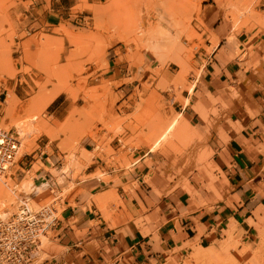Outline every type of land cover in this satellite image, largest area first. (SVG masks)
Segmentation results:
<instances>
[{
  "label": "rangeland",
  "instance_id": "rangeland-1",
  "mask_svg": "<svg viewBox=\"0 0 264 264\" xmlns=\"http://www.w3.org/2000/svg\"><path fill=\"white\" fill-rule=\"evenodd\" d=\"M249 5L253 7L250 9ZM217 27L224 33H218ZM230 36L233 40L235 37L247 40L243 50L236 51L235 55L245 61L252 54V40L264 37V0H67L59 3L56 0H0V130L18 133L20 144L28 137L32 146L30 152L15 160L10 171L8 185L16 188L12 202L15 204L11 209L0 211V220L14 215L22 202L36 209L53 199L56 210L53 217L59 219L66 209L64 203L73 206L81 193L76 183L86 178L82 173L95 156L105 153L107 164L117 163L120 169L130 167L142 155L136 151L149 150L177 116L179 110L176 112L172 104L178 103L183 108L184 94L189 92V86L205 63L203 53L209 55L215 40L219 43ZM111 51L119 56L125 54L121 58L130 69L142 64L144 55H149L156 69L146 71H150L151 81L158 78L156 84L144 83L141 90L135 88L129 98L131 104L119 108L116 103L122 96L116 94V89L131 80L111 83L104 78ZM164 70L172 74L169 79L160 74ZM226 91L230 92L229 98L225 90L216 96L206 94L202 117L195 112L201 102L191 104L189 98L188 108L198 120H194L195 126L183 116L178 129L179 137L187 143L186 148L193 149V154L187 152L186 160L175 161L186 151L174 140L168 145L163 142L159 147L164 146L170 152H166L168 159L159 153L150 154L143 164L125 171V175L137 170L143 173L142 184L133 182L130 187L124 186V191L130 192L137 203L134 191L140 187H143L140 192L143 196L155 195L159 199L175 193L183 196L187 210L175 216L182 206L175 208L172 213L176 221L195 211L209 212L219 203L234 202L229 198L232 187L220 167L221 162L229 167L230 158L224 151L214 152L209 144L211 134L215 133L219 145L225 146L229 142L226 125L235 128L229 121L234 111L232 89ZM163 93L169 94L170 102L162 97ZM52 94L56 95L53 101L62 96L59 102L65 103L66 111L60 118L49 107L53 101L46 103ZM198 123L205 126L209 136L201 133ZM123 125L133 137L120 139V149L114 152L108 147L106 134L123 135ZM191 129L197 134L189 133ZM46 132H51L50 138ZM86 140L93 143L92 153L84 151ZM150 173L163 182L158 187L160 194H155L143 182ZM90 177L109 181L104 172ZM224 179L227 183H223ZM183 185L192 188L193 199L182 191ZM212 185L216 186V192L210 188ZM106 196L103 202L97 199L94 202L104 221L109 220L105 222L110 228L133 221L138 229L150 232L166 222L161 215L162 209L168 206L166 203L158 206L149 203L145 212L140 211L141 216L132 218L126 211V201L115 192ZM258 222L259 231L249 224ZM246 223L250 228L247 233L238 223L231 228L228 225L220 229L217 239L212 232L208 237L209 248L199 247L197 241L185 243L155 264H264V212L258 220L253 215ZM81 235L77 239L84 234ZM56 236L57 232L50 230L41 239L42 246L31 264H41L65 250L58 246ZM89 247L97 248L94 242Z\"/></svg>",
  "mask_w": 264,
  "mask_h": 264
},
{
  "label": "crops",
  "instance_id": "crops-1",
  "mask_svg": "<svg viewBox=\"0 0 264 264\" xmlns=\"http://www.w3.org/2000/svg\"><path fill=\"white\" fill-rule=\"evenodd\" d=\"M59 1L67 0H56V3ZM219 29L220 27L216 28L218 31ZM218 33L224 32L221 29ZM232 38V36L225 37L219 43L217 42L216 48L209 55L203 53L202 61L205 63L199 69L198 77H195L192 82L194 84L192 92L184 94L186 100L183 103V108H180L178 103L172 104L174 110L176 112L179 110V113L165 145L174 140L180 143L186 153L185 155L180 153V157H177L175 161L186 160L189 157L187 152L193 154V149L190 146L186 148L187 143L179 137L178 129L182 126L183 116L191 119L195 126L197 123H194V120H198V116L194 115L188 108L190 105L189 98L191 104L194 101L201 102L195 107V112L202 117V104L205 103L206 94L216 96L220 95V91L225 90V95L229 98L230 92L226 90L232 89L231 101L234 105V111L231 113L229 121L235 125V128L226 125L229 142L225 146L219 145L217 135L213 132L209 144L214 152L224 151L230 158L229 167L222 162L220 167L232 187L229 198L234 199V202L230 205L219 203L214 205L209 212L205 210L195 211L175 221L172 213L175 208L179 205L182 206V209L178 210L175 216H179L187 210V205L183 203V196L176 193L164 199H159L155 195L144 194L143 196L140 193L143 191V187H140L139 191H134L137 196L136 199L139 200L137 203L131 197L130 192L124 191L125 185L130 187L133 182L142 184L141 176L143 175L138 170L129 171L128 175H125V171L135 168L139 163L143 164L144 159L150 154L159 153L168 159L170 156L166 155V152L169 151L164 150V146L161 150L153 153L144 148L136 151L137 154L142 155L134 160L130 167L124 169L118 168L117 163L114 162L107 164V156L104 153L91 159L90 164L82 173V176L86 178L76 183L81 193L74 199L73 206L68 202L64 203L66 209L54 224L52 230L57 232V244L65 250L41 264H95V262L97 264H126V262L155 264L170 251L182 247L185 243L197 241L199 247L209 248L211 243L208 241V237L214 232L216 239L219 238L220 229L226 228L230 220L233 221L228 226L229 228L238 223L243 232L250 231L246 223L247 219L254 215L258 220L260 213L264 212V37L252 40V54L248 55L245 61L239 60L235 55L236 51L243 50V44L247 40H243L241 37H235V40ZM206 46L210 47L209 44ZM109 55V67L104 78L111 83L131 80L130 82H123L116 89V94L122 96L116 103V108L123 104L130 105L129 98L135 88L141 90L142 84L153 82L150 80L152 77L150 71L156 69V66L152 65L153 61L149 55H144L143 63L132 69L121 58L125 57V54L122 53L119 56L115 54V51H111ZM147 68H149V72L146 71ZM160 74L166 79L172 76L167 70L160 72ZM157 81L158 78L153 84H156ZM191 94L192 96H190ZM61 97L58 96L49 106L53 108L52 114L57 118L64 115L66 111L64 101L59 102ZM162 97L167 103L171 101L168 93H163ZM117 115L120 116L119 113ZM124 126H122L123 135L115 137L110 133L106 134V138L109 140L108 147L114 152L120 149V139L133 137ZM198 126L201 133H207L206 135L209 136L208 132L205 133L203 124L198 123ZM189 133L197 134V131L191 129ZM89 145L92 147L88 148ZM83 148L87 153L94 151L93 143L90 140L84 141ZM29 167L30 165H28ZM96 172H104V176H107L109 181L103 182L98 177H90ZM148 179L149 182L146 181ZM226 179L223 183H227ZM143 182L155 194H160L158 187L163 182L154 173L148 174ZM178 185L177 183L173 189ZM183 186H181L182 191L193 199L192 188L188 185ZM210 188L216 192V186L212 185ZM110 192H115L122 201H126V211L132 218L141 216L140 211L145 212L150 206L149 203L156 206L168 204L161 211L166 222L150 232L147 229H138L133 221L110 228L105 222L109 220L104 221L94 202V199L103 202L104 198L107 197L106 194ZM146 193H150V191ZM108 216V214H104V218H108ZM127 218L130 220L129 217ZM249 224L258 231L261 230L260 222ZM142 232H146L145 235ZM78 234L84 235L81 239H77ZM92 242L96 244V249L89 247ZM85 251L86 253H84Z\"/></svg>",
  "mask_w": 264,
  "mask_h": 264
},
{
  "label": "built area",
  "instance_id": "built-area-1",
  "mask_svg": "<svg viewBox=\"0 0 264 264\" xmlns=\"http://www.w3.org/2000/svg\"><path fill=\"white\" fill-rule=\"evenodd\" d=\"M19 148L18 133L0 130V176L11 171ZM18 208L10 218L0 220V264H30L42 246L41 239L46 238L56 222L53 203L32 210L22 202Z\"/></svg>",
  "mask_w": 264,
  "mask_h": 264
},
{
  "label": "bare ground",
  "instance_id": "bare-ground-1",
  "mask_svg": "<svg viewBox=\"0 0 264 264\" xmlns=\"http://www.w3.org/2000/svg\"><path fill=\"white\" fill-rule=\"evenodd\" d=\"M249 7H250V5H249ZM252 7H253V5H252ZM252 7H250V9L252 8ZM246 8V7H245ZM247 9V8H246ZM246 11V10H245ZM248 11V10H247ZM244 13V12H243ZM244 16V15H243ZM248 20V19H247ZM234 29L235 28H233L231 31H234ZM212 41H213V38H210ZM211 41V42H212ZM214 44H212L213 45V47H212V50H211V52L216 48V45H217V40H215V42H213ZM40 56V55H39ZM178 62V61H177ZM180 63V62H179ZM198 74L199 73H197V76L196 77H198ZM193 87H194V84H192L190 87H189V92L191 93L192 92V89H193ZM55 96L56 95H54V94H52V95H49V97L46 99V103L47 104H49V103H51L52 101H53V99L55 98ZM177 118H178V116H176L172 121H171V123L168 125V126H166L165 127V129L163 130V132L162 133H160L161 135L156 139V141L154 142V144L149 148V150H148V152H150V153H153V152H156V151H158V150H161V148H159L160 147V145L163 143V142H166L167 141V138H168V134H169V132L173 129V127H174V125H175V123H176V120H177ZM31 120V119H30ZM32 121V120H31ZM28 123V122H27ZM29 123H30V121H29ZM31 124V123H30ZM24 125V124H23ZM14 126V125H13ZM14 127H16V126H14ZM27 127V126H26ZM44 127H45V125H44ZM18 128V127H17ZM30 128H32V127H30ZM35 128V127H34ZM39 128H43V127H39ZM46 129V128H45ZM48 129V128H47ZM40 130V129H39ZM3 131V130H2ZM41 131H43V129H41ZM5 132V131H4ZM29 132V131H28ZM27 132V133H28ZM44 132V131H43ZM20 133V132H19ZM26 133V132H25ZM41 133V132H40ZM47 133V132H46ZM50 133L51 132H48L47 133V135L46 136H48V134H49V138L51 137L50 136ZM52 135V134H51ZM29 136H30V134H29ZM53 136V135H52ZM56 136V135H55ZM25 138V140H23L22 142H21V144H20V148H19V154H18V156H17V158L19 157V156H21V155H23L24 153H28V152H30V146H31V139H29L28 137L26 138V137H24ZM54 140V139H53ZM21 141V140H20ZM52 141V140H51ZM62 143V142H61ZM64 143V142H63ZM58 146V145H57ZM62 146H64L63 144H62ZM32 147V146H31ZM65 147V146H64ZM63 147V149L65 150V148ZM59 148V147H58ZM62 149V150H63ZM165 154V153H164ZM167 155V154H166ZM16 158V159H17ZM15 159V160H16ZM14 162H16V161H14ZM14 166H15V164H14ZM10 173L11 172H8L7 174H6V176L5 177H2V176H0V211L2 210V209H4V208H9V209H11V207H12V204H15V203H12L13 202V197H16V195H15V191H16V188L12 185L11 187L8 185L9 184V181L11 180V177L12 176H10ZM13 173V172H12ZM8 177H9V179H8ZM148 182H149V179H148ZM68 190V189H67ZM56 199V198H55ZM55 201H57V200H55ZM49 203H53V204H55L54 203V199L52 200V201H50V202H46V204H49ZM57 204V203H56ZM19 205V204H18ZM28 205V204H27ZM43 205H45V204H43ZM5 206V207H4ZM42 206V205H41ZM40 207V206H39ZM28 208L30 209H32V210H34L32 207H30L29 205H28ZM54 208H55V205H54ZM17 209H19V208H17ZM55 213H56V211H55ZM55 215V214H54ZM1 216V215H0ZM47 235H48V233H47ZM44 241V240H43ZM40 251V250H39ZM35 257V256H34ZM34 259V258H33ZM32 259V260H33Z\"/></svg>",
  "mask_w": 264,
  "mask_h": 264
}]
</instances>
